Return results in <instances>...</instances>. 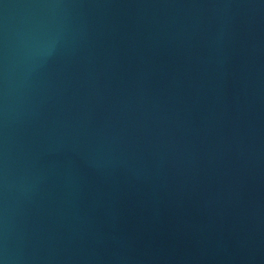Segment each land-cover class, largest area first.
Returning <instances> with one entry per match:
<instances>
[{
	"label": "water",
	"instance_id": "water-1",
	"mask_svg": "<svg viewBox=\"0 0 264 264\" xmlns=\"http://www.w3.org/2000/svg\"><path fill=\"white\" fill-rule=\"evenodd\" d=\"M0 264H264V0H0Z\"/></svg>",
	"mask_w": 264,
	"mask_h": 264
}]
</instances>
